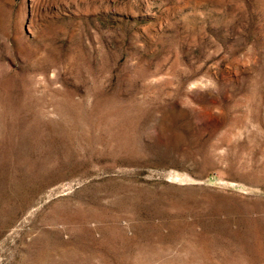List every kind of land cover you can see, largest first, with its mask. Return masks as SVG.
Wrapping results in <instances>:
<instances>
[{
	"label": "rangeland",
	"instance_id": "rangeland-1",
	"mask_svg": "<svg viewBox=\"0 0 264 264\" xmlns=\"http://www.w3.org/2000/svg\"><path fill=\"white\" fill-rule=\"evenodd\" d=\"M0 264H264V0H0Z\"/></svg>",
	"mask_w": 264,
	"mask_h": 264
}]
</instances>
